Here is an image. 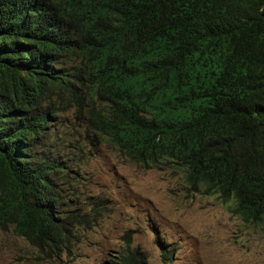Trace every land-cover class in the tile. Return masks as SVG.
Instances as JSON below:
<instances>
[{
    "label": "trees",
    "instance_id": "trees-1",
    "mask_svg": "<svg viewBox=\"0 0 264 264\" xmlns=\"http://www.w3.org/2000/svg\"><path fill=\"white\" fill-rule=\"evenodd\" d=\"M69 110L264 230V0H0V230L48 261L101 215L73 198ZM109 264L148 258L128 242Z\"/></svg>",
    "mask_w": 264,
    "mask_h": 264
},
{
    "label": "rangeland",
    "instance_id": "rangeland-1",
    "mask_svg": "<svg viewBox=\"0 0 264 264\" xmlns=\"http://www.w3.org/2000/svg\"><path fill=\"white\" fill-rule=\"evenodd\" d=\"M58 127L75 177L73 198L84 210L100 205L101 215L73 239L71 254L54 261L0 230V264H109L128 242L146 253L148 264H164L166 250L168 264H264V230L234 214L233 201L193 194L178 167L130 160L91 130L83 113H62Z\"/></svg>",
    "mask_w": 264,
    "mask_h": 264
}]
</instances>
